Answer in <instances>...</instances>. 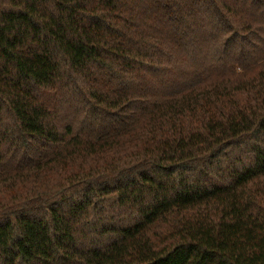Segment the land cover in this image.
Instances as JSON below:
<instances>
[{
	"label": "trees",
	"instance_id": "trees-1",
	"mask_svg": "<svg viewBox=\"0 0 264 264\" xmlns=\"http://www.w3.org/2000/svg\"><path fill=\"white\" fill-rule=\"evenodd\" d=\"M0 264H264V0H0Z\"/></svg>",
	"mask_w": 264,
	"mask_h": 264
}]
</instances>
